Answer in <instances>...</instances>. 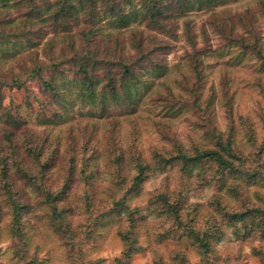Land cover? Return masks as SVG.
<instances>
[{
  "label": "rangeland",
  "instance_id": "rangeland-1",
  "mask_svg": "<svg viewBox=\"0 0 264 264\" xmlns=\"http://www.w3.org/2000/svg\"><path fill=\"white\" fill-rule=\"evenodd\" d=\"M20 13L9 9L0 20L17 23ZM170 23L173 35H157L147 63L160 70L140 72L148 85L133 93V110L105 98L104 114L98 99L73 84L74 67L44 71L19 90H0V264H264V239L255 227L250 234L243 223L225 228L206 253L178 225L199 232L220 224L216 201L229 212L264 209V0H224ZM37 28H12L32 46L0 43V54L6 50L10 58L9 49L15 55L0 58L1 81L50 63L81 31L74 26L62 39ZM103 30L112 32L106 24ZM150 32L145 24H131L119 42L149 43ZM43 81L56 84L60 94ZM229 141L240 172L224 184L211 172L189 176L180 165L156 169L158 155L179 151L216 150L228 158L223 148ZM136 158L149 167L137 188L131 184ZM251 170L263 173L262 181L244 176ZM4 184L16 203L27 206L17 236ZM46 194L55 199L56 215ZM161 194L169 201L182 194L178 220L159 213Z\"/></svg>",
  "mask_w": 264,
  "mask_h": 264
},
{
  "label": "trees",
  "instance_id": "trees-1",
  "mask_svg": "<svg viewBox=\"0 0 264 264\" xmlns=\"http://www.w3.org/2000/svg\"><path fill=\"white\" fill-rule=\"evenodd\" d=\"M221 1L224 0H0V13L9 9L21 10L22 18L17 23L10 18L0 20V43L10 45L12 49L21 46V43L28 46L35 44L25 35L22 37L24 40L17 39V33L12 29L13 25L16 27L17 24H20L30 32L34 26H37V29L47 28L54 33V38L59 34L64 35L62 39H66L71 34L72 27L81 28L78 39L74 40L73 37H70L66 49H61L50 63L34 66L30 70L21 68V73L23 72L24 75H15L9 81L0 80V90L3 88L19 90L25 86L27 80L34 77L41 79L40 76L44 71L52 69L53 72H63L65 71L64 67H74L75 77L73 79L75 81L73 84L79 88L80 92H87L90 99H98L104 114L108 112L103 107L105 98H109L114 106L122 105L126 109L133 110L136 107L133 93L136 92V89L138 90L140 85H148L147 79L141 77L140 72L156 73L160 70L159 67H147L151 56L156 53L157 35L170 37L174 31L173 25L170 23L172 19L182 18L187 14V11L193 8L210 7ZM103 24H106L112 32H104ZM131 24H145L149 31H152L147 33L149 43H146L144 38H133L129 47H126L123 42H119L118 34ZM98 39H102V42ZM17 40L18 43H16ZM8 52L10 58H8L6 50L0 54V58L6 60L15 56L11 55L9 49ZM256 53L262 57L259 50ZM98 74L102 77H99ZM43 86L50 92L60 94L56 84L50 85L43 81ZM8 116L10 115L8 114ZM10 123L15 127L18 126L14 118ZM230 143L231 141L226 143L223 148L226 151L224 154L230 159L224 158L216 150L195 151L194 154H185L179 151L175 156L169 158L158 155L159 161H156V169L165 168L168 165H180L181 170L189 176L193 171L200 174L205 171L211 172L214 178H219L221 184H224L227 176H234L240 172L232 162L237 158L231 151ZM32 155L36 157L35 152H32ZM148 169V165L142 164L136 158V174L131 180L133 187L137 188L143 182ZM17 170L24 178H30L22 167L17 166ZM244 176L256 182L262 181L263 173L251 170L250 173L245 172ZM3 187H5L7 201L10 203L13 233L17 236L23 233L19 227L23 224L22 216L26 213L27 206L16 203L7 184H4ZM181 198L182 194L176 200L169 201L168 195H159L157 197V203L160 204L159 213L165 215L166 218L178 220L184 209ZM54 200L49 194H46L45 203L51 207V213L56 215L55 207L51 206ZM216 205L220 224L212 223L207 229L198 232L192 227L178 223L179 226H182L185 234L192 238L204 252H210L211 242L220 240L225 228L236 227L242 223L249 226L247 234H250L255 227L261 232L264 239V209L252 208L242 212H229L220 206L218 201H216ZM28 209L27 212H29ZM59 216L60 214L57 215V218H60ZM48 224L51 225L49 220ZM20 242H23L21 253L24 254L26 251L23 249L25 241ZM127 246L128 259L129 255L135 252V248L133 244ZM181 261L184 262L183 259Z\"/></svg>",
  "mask_w": 264,
  "mask_h": 264
}]
</instances>
